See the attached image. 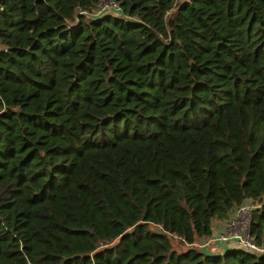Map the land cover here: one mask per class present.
<instances>
[{"label": "trees", "instance_id": "trees-1", "mask_svg": "<svg viewBox=\"0 0 264 264\" xmlns=\"http://www.w3.org/2000/svg\"><path fill=\"white\" fill-rule=\"evenodd\" d=\"M102 1L0 0V264H264V0Z\"/></svg>", "mask_w": 264, "mask_h": 264}, {"label": "built area", "instance_id": "built-area-1", "mask_svg": "<svg viewBox=\"0 0 264 264\" xmlns=\"http://www.w3.org/2000/svg\"><path fill=\"white\" fill-rule=\"evenodd\" d=\"M118 11L119 6L114 0H103L99 4L98 11L105 10ZM253 204L250 201H244L236 206L234 212L227 219L224 228L219 231L214 237H209L205 241L194 243L196 246L205 247L207 244L212 243L213 240L220 242H235L242 245V249L264 254V244H257L249 231L251 210Z\"/></svg>", "mask_w": 264, "mask_h": 264}, {"label": "rangeland", "instance_id": "rangeland-1", "mask_svg": "<svg viewBox=\"0 0 264 264\" xmlns=\"http://www.w3.org/2000/svg\"><path fill=\"white\" fill-rule=\"evenodd\" d=\"M263 201H264V199H263ZM216 220H218V218H214L213 220H212V228H214L215 227V221ZM211 237H214V235H211L210 236V238ZM208 239V238H207ZM207 239H204V240H202V241H205V240H207ZM212 243H214V245L215 246H217V245H223V246H225V249L222 251V252H224L226 249H229V248H242V245L241 244H238V243H235V242H232V244H231V242H229V243H227V242H220V241H218V240H213L212 241ZM173 244H174V247H176V248H182V247H185L184 245H182V244H180L179 242H178V240L177 239H173ZM221 249H223V248H220L219 250H221ZM210 252H213V253H222V252H218L217 250H216V248H214V249H211L210 250Z\"/></svg>", "mask_w": 264, "mask_h": 264}, {"label": "crops", "instance_id": "crops-1", "mask_svg": "<svg viewBox=\"0 0 264 264\" xmlns=\"http://www.w3.org/2000/svg\"><path fill=\"white\" fill-rule=\"evenodd\" d=\"M226 222H227V219H224V220L223 219H218V220H216L215 221V224H214L215 227L212 228V234L211 235H216L219 231H221L224 228ZM204 248L207 251H210L211 249L216 248V250L218 252H222L225 249V246H223V245H217V246H215L214 243H210V244H207ZM220 248H223V249L219 250Z\"/></svg>", "mask_w": 264, "mask_h": 264}]
</instances>
